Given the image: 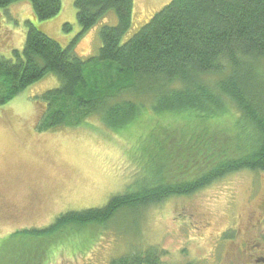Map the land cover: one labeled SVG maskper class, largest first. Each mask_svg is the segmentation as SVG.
Here are the masks:
<instances>
[{"label":"trees","instance_id":"1","mask_svg":"<svg viewBox=\"0 0 264 264\" xmlns=\"http://www.w3.org/2000/svg\"><path fill=\"white\" fill-rule=\"evenodd\" d=\"M28 2L42 22L63 8L62 0H0V10ZM133 2L75 0L77 39L109 12L117 15L115 26L101 28L96 57L73 56L77 39L63 48L31 22L22 53L14 49V60L0 55V106L48 73L58 76L60 87L38 97L46 105L43 129L79 127L98 116L116 133L140 119L139 102L147 100L155 101L157 117L179 118L150 122L135 155V191L103 208L65 213L50 227L12 234L0 242V264H56L59 254L75 259L84 251L55 255L52 249L89 227L106 228L120 211L195 195L237 172H264V0H172L122 44ZM4 36L2 26L0 50ZM152 255L145 263L162 264ZM142 259L124 256L111 264Z\"/></svg>","mask_w":264,"mask_h":264},{"label":"rangeland","instance_id":"2","mask_svg":"<svg viewBox=\"0 0 264 264\" xmlns=\"http://www.w3.org/2000/svg\"><path fill=\"white\" fill-rule=\"evenodd\" d=\"M171 1L134 0L132 28L122 44ZM74 2L62 0L61 13L43 22L33 16L29 2V7L23 2L0 10V27L6 34L1 57L14 60V49L22 53L27 22L68 48L81 30ZM117 21L114 11L106 14L74 42L72 55L83 60L98 56L101 28ZM60 85L58 76L48 73L0 106V242L24 229L50 227L68 212L103 208L111 198L135 191L139 179L135 155L142 153L138 143L148 134L150 122L179 120L157 117L155 101L147 100L139 102L144 112L140 119L116 133L98 116L79 127L43 129L46 105L38 97ZM263 200L264 172H237L195 195L173 197L141 211H120L106 228L89 227L53 247L52 254L84 251L75 259L59 254L58 263L109 264L136 255L146 262V254L155 253L162 264H234L233 259L241 257L243 240L252 238L253 250L257 244L264 246L259 244L264 243V219L260 224L254 216ZM249 223L257 224L251 233ZM246 258L242 256L243 262Z\"/></svg>","mask_w":264,"mask_h":264},{"label":"flooded vegetation","instance_id":"3","mask_svg":"<svg viewBox=\"0 0 264 264\" xmlns=\"http://www.w3.org/2000/svg\"><path fill=\"white\" fill-rule=\"evenodd\" d=\"M254 216H255L256 220H258L259 223L261 224L263 219H264V200L262 202H260L258 208L254 212ZM256 225L255 224L251 225V227L254 228V227H256ZM237 227H238V224H237ZM251 227H250V223H249V228L247 229L248 233H251ZM238 229H239V227H238ZM237 234L239 237V232H237ZM251 243H252V238L251 239L248 238L247 240H243V246L244 247L239 248L241 250L240 251L241 257L240 258H237V257L234 258L232 261L234 264H239V263L240 264H264V246H262V245H264V243H259L262 246L260 248H259L258 244L255 245V248H257L256 250L251 249ZM253 251H256V253L253 254ZM243 255L245 256V258L247 257L246 259H244L245 262H243V259H242ZM86 261H83V262L67 261V262H61V263H56V264H95V261H92L89 263H86ZM138 262H139V260H138ZM140 262L142 264H147V263H145L144 259L140 260ZM109 264H111V263H109Z\"/></svg>","mask_w":264,"mask_h":264}]
</instances>
